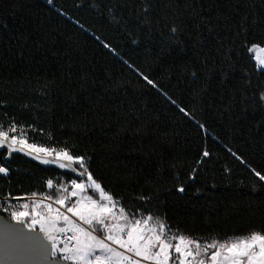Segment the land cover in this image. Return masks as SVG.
<instances>
[{
	"label": "trees",
	"instance_id": "1",
	"mask_svg": "<svg viewBox=\"0 0 264 264\" xmlns=\"http://www.w3.org/2000/svg\"><path fill=\"white\" fill-rule=\"evenodd\" d=\"M191 2L152 0L150 30L140 22L143 16L137 19L140 0H100V11L91 9L87 0H0V100L5 102L0 104V121L14 117L34 124L43 132L30 133L31 141L42 145L75 141L92 154V170L107 188L130 194L125 206L166 216L173 230L224 239L264 228V182L251 171L264 173V106L227 107L233 92L237 99L241 91L258 96L264 74L246 47L239 56L236 50L229 53L234 67L220 63L217 40H230L235 31H226L223 22L203 50L193 46L197 30L191 23L180 36L182 46L166 43L165 23L170 27L175 18L187 20ZM113 4L127 21L125 27L109 23L107 6ZM195 6L203 7L205 15L231 16V25L240 19L237 12L247 14V41L264 47V0H196ZM205 55L208 68L200 71ZM189 63L200 71L195 84L175 70ZM137 70L155 80L161 91ZM172 100L194 110L195 120L185 117ZM85 113L87 127L74 128L73 118L83 120ZM204 148L211 158L197 166ZM5 156L0 150V163L10 168L9 177L0 176V196L9 190L14 195L43 192L42 180L64 175L18 155ZM173 163L175 168L170 167ZM194 167H199L196 178L189 180ZM182 184L183 194L176 191ZM156 191L158 197L148 204L132 198Z\"/></svg>",
	"mask_w": 264,
	"mask_h": 264
},
{
	"label": "snow or ice",
	"instance_id": "2",
	"mask_svg": "<svg viewBox=\"0 0 264 264\" xmlns=\"http://www.w3.org/2000/svg\"><path fill=\"white\" fill-rule=\"evenodd\" d=\"M151 2L140 0L143 7L136 9L137 19L143 16L140 22L147 24L150 30ZM48 3L51 4L52 0H48ZM87 3L91 9L101 10L100 0H87ZM195 5L196 0H192L191 14L187 20L175 18L170 22V27L168 22L165 23L168 28L165 42L182 46L184 41L180 36L191 23L197 30L193 46L203 50L205 40L217 37L223 22L226 31L233 28L235 31L230 40L227 36L217 40L215 51L221 58L220 63L234 67L235 62L229 53L236 50L239 56L246 47L248 53H260L255 60L257 68L264 74V55H261L264 54V47L246 39L247 14L237 12L240 19L236 25H231V16L205 15L203 7L198 10ZM81 6L75 5L77 8ZM166 6L174 11L172 4ZM116 7L115 4L107 6L109 23L125 27L127 21L116 14ZM75 23L80 22L76 20ZM201 33L205 34L203 38ZM128 34L132 36L131 32ZM136 42L132 40V43ZM103 46L115 52L110 44L104 43ZM207 59L205 55L200 61V71L208 68ZM213 63H216L215 60ZM175 70L181 77H187L190 84H195L199 79L200 71L195 63L177 66ZM139 75L148 85L161 91L160 85L149 75L143 72H139ZM248 83L250 85V79ZM193 95L198 96L199 92L194 89ZM4 103L0 100V104ZM172 103L185 117L195 120L194 110L188 111L175 100ZM237 103L264 106V83L259 86L258 96H248L241 91L237 99L233 92L228 110L231 111ZM87 115L84 114L83 120L73 118L72 126L87 127ZM196 122L200 128L205 127ZM65 126L61 125L62 128ZM32 132L42 133L43 130L34 124L18 122L14 117L7 123L0 121V150H6L5 160L14 153H20L42 165H54L64 170V175L42 180L46 188L43 192L14 195L9 190L0 196V213L3 214L0 215V264H264V228H253L244 234H234L224 239L199 238L179 228L173 230L166 216L153 214V211L139 206H125L124 200L130 194L116 193L107 188L103 178L92 170V154L86 149L80 150L75 141L66 139L52 146L42 145L31 141L29 134ZM232 155L244 163L235 152ZM210 158V151L204 148L196 161L197 166ZM170 167L175 168L176 164ZM198 170L199 167L192 168L188 179L195 180ZM251 171L259 181L264 182V173L254 168ZM0 176H10V168L4 163H0ZM185 190L184 184L176 188L181 194ZM158 195L156 191L147 195L140 193L132 198L140 204H148Z\"/></svg>",
	"mask_w": 264,
	"mask_h": 264
},
{
	"label": "water",
	"instance_id": "3",
	"mask_svg": "<svg viewBox=\"0 0 264 264\" xmlns=\"http://www.w3.org/2000/svg\"><path fill=\"white\" fill-rule=\"evenodd\" d=\"M6 155H7V153H6ZM16 155L21 156V157H23V158H25V159H27L29 161H32V162L36 163L37 165H39L42 168H45V169H54V170L58 171L59 173L64 174V170L57 169L54 165H42L38 161H34L31 158L24 156L23 154H20V153H14V154H12V156H16ZM0 215H2V214H0Z\"/></svg>",
	"mask_w": 264,
	"mask_h": 264
},
{
	"label": "rangeland",
	"instance_id": "4",
	"mask_svg": "<svg viewBox=\"0 0 264 264\" xmlns=\"http://www.w3.org/2000/svg\"><path fill=\"white\" fill-rule=\"evenodd\" d=\"M258 54H260V53H256V52L250 53V55H251V59H252V61L254 62L256 68H257V65H256L255 56L258 55ZM261 55H264V54H261ZM257 69H258V68H257ZM0 214H2V213H0ZM2 215H3V214H2Z\"/></svg>",
	"mask_w": 264,
	"mask_h": 264
}]
</instances>
